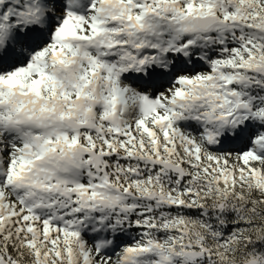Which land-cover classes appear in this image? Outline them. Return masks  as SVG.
<instances>
[{
    "label": "snow or ice",
    "instance_id": "1",
    "mask_svg": "<svg viewBox=\"0 0 264 264\" xmlns=\"http://www.w3.org/2000/svg\"><path fill=\"white\" fill-rule=\"evenodd\" d=\"M0 264H264V0H0Z\"/></svg>",
    "mask_w": 264,
    "mask_h": 264
}]
</instances>
